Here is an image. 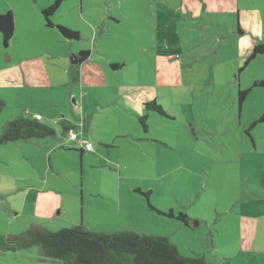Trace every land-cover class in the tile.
Wrapping results in <instances>:
<instances>
[{
	"label": "rangeland",
	"instance_id": "1",
	"mask_svg": "<svg viewBox=\"0 0 264 264\" xmlns=\"http://www.w3.org/2000/svg\"><path fill=\"white\" fill-rule=\"evenodd\" d=\"M21 1L0 0V10ZM115 1L119 5L112 8L127 16L121 23L107 16ZM224 1L222 10L213 6V18L209 13L195 20L181 10L183 0H83L89 22L77 15L75 0L67 16L59 18L88 35L74 41L90 50L88 78L95 81L93 87L87 79L75 92L80 108L70 97L71 84L55 89L25 85L18 63L27 55L11 43L5 47L0 34V73L5 72L0 75L5 102L0 132L7 121L37 113L56 130L54 137L0 144V235H21L33 224L51 231L83 224L96 232L165 236L181 254L204 256L208 263L264 264V123L258 122L264 113V54L247 63L253 47L264 43V0ZM131 3L135 16L128 10ZM238 25L245 29L243 46L252 44L247 56ZM61 47L51 59L60 71L65 59L75 65ZM161 55L175 63L169 68L179 67V84L150 85L156 84L155 62ZM111 57L126 65L105 77L110 89L149 86L167 113L147 110V131L141 115L126 109L120 97H115L118 103L109 101L114 96L94 76L96 64ZM244 89L249 93L241 106L238 95ZM64 115L78 140L64 131ZM115 129L130 134L117 136ZM82 141L94 148L81 154ZM137 188L151 192L154 209ZM170 209L187 213L189 225L167 215ZM258 217L262 227L256 233L242 230L243 219ZM0 264L62 263L32 245L0 249Z\"/></svg>",
	"mask_w": 264,
	"mask_h": 264
},
{
	"label": "trees",
	"instance_id": "2",
	"mask_svg": "<svg viewBox=\"0 0 264 264\" xmlns=\"http://www.w3.org/2000/svg\"><path fill=\"white\" fill-rule=\"evenodd\" d=\"M65 1L55 0L53 4L44 8L42 10L43 18L47 26H56L63 37L78 41L81 39V34L77 30L57 25L53 21L54 14ZM14 32L15 21L12 11L0 13V33L5 47L9 46ZM239 32H241L240 28ZM90 54V50H82L75 58L81 64L88 60ZM259 54H264V43L256 44L253 47L247 63ZM113 66H116V64H113ZM261 83L264 84V80H261ZM248 93L249 89L239 91L240 104L244 102ZM4 106L5 102L0 96V114ZM144 106L147 110H154L163 115L167 114L162 105L155 99L145 102ZM37 116L33 118L22 114L7 121L0 132V144L32 138L54 137L56 130L41 122L42 117L40 115L39 119ZM139 118L144 127L143 129L147 131V115H141ZM258 122L264 123V113L259 117ZM63 126L65 132L74 131L72 126L69 127L65 124ZM85 142L88 141H82L84 147L81 145V154L88 150ZM136 191L141 193L149 206L154 209L150 200L151 192L142 191L140 188H137ZM167 215L178 218L187 225H189L191 220L187 213L182 211L175 212L174 209H170ZM32 245L39 246L43 255L56 259L62 264H213L208 263L204 256H185L181 254L177 246L165 236L140 234L134 231L96 232L87 229L83 224L56 231L33 224L21 235H0V249L2 250H18Z\"/></svg>",
	"mask_w": 264,
	"mask_h": 264
},
{
	"label": "crops",
	"instance_id": "3",
	"mask_svg": "<svg viewBox=\"0 0 264 264\" xmlns=\"http://www.w3.org/2000/svg\"><path fill=\"white\" fill-rule=\"evenodd\" d=\"M54 1L55 0H22L21 1L22 5L20 6L12 5L13 7L12 9H10V7L7 5L5 9L0 10V13H6L7 11H12L15 21V32L10 43L19 50L18 53L20 55L23 52L27 55L25 58L21 59L18 63V70L20 74H22V76L21 75L20 76L23 83L34 89H55L62 87L64 84H71L72 90L70 93V97H73V101L75 103L77 99L76 93L78 91V88L84 89L83 84L87 81V79H88V84L94 87L95 81H92L90 78H88L89 76L88 72H90L89 70L90 68L88 66L89 64L88 60L81 64L78 62L77 63L72 62V64L75 65L71 66L69 64L66 65L65 62L66 59H65L63 60V66H65V68L63 69V66L61 67L62 72L60 71V68L57 65V63H51V59L55 58L59 54L58 47L62 46L61 48L65 56H68V59L69 56L71 57L74 55L76 57L81 50H84L83 48L77 46V44L74 42L76 40H69L63 37V35L60 33L59 29L56 26L46 25L45 20L43 18L42 10L48 7L49 5L53 4ZM76 1H77V15L83 18L84 21L88 20L89 22H92V20L88 19L84 15L83 0H76ZM106 1H110V0H106ZM183 1L185 3L181 5L182 6L181 10L183 11L184 14L195 18V20L204 18L206 17L205 14L209 15V13L212 15L211 17L213 18L215 16L213 13L216 11V9L213 6L219 4V10H222L223 9L222 4L224 3L227 4V2L224 0H183ZM73 2H75V0H66L61 4L60 8L53 16V21L55 24L69 27L68 25L60 21L59 17L65 15L67 16L68 10L74 8ZM109 4H110L109 5L110 8L107 13L108 18L110 20H113L115 23H121L122 18L124 16L126 18L127 16L125 15V13L119 11L121 10L120 8L115 10L112 8L114 6H118L119 1L117 2L115 1L114 3L110 2ZM184 6H186V8ZM128 10L131 11L132 16L136 15V12L133 8V3L130 4ZM222 12H226V10H223ZM221 14H228V13H220L219 15ZM238 15H241V12H239ZM65 18L67 23L71 24L68 17ZM106 25L108 26V24ZM242 27L238 25V29H237L238 37L240 39L239 43L241 47L244 45L242 41L243 38L240 37V35L242 34L241 32L244 29ZM239 28L241 32H239ZM75 30L78 29L76 28ZM105 31L106 30L100 31V34L105 33ZM111 33L112 32H109V34ZM82 37L88 38V35H86L83 32L81 34V38ZM42 41L48 42L50 46L46 44L41 45L40 43H42ZM96 47L97 46L95 45V48ZM243 47H244L243 55L247 56L248 52L251 50L252 44L247 46L245 43V46ZM103 49L104 48L102 47L100 51H98L99 49L96 50L97 52H102ZM105 54L111 56L108 53ZM75 57L73 58V61L77 60V58ZM110 59H111L110 61L108 59L107 62H104L101 65L96 64V67L98 68V70H101L102 73L101 75H96V72L98 71L97 70L95 71L94 74V76L100 79L101 82L100 86L106 85L105 86L106 89H109L112 96H114L111 99H109V101L113 103H118L120 100L115 97H120L123 102L122 104L123 106L126 107V109L130 108L132 109L130 111L134 113L136 112L138 115H144V114L147 115L148 113H146L147 109H145L144 103L153 99H155L158 102L157 93L151 94L148 90L149 86L142 84L121 86L120 91L111 90L110 87L108 86V80H107L108 78L105 79V77H107V75L112 76L117 71L125 70L126 63L124 65H121L122 64L121 61H118L117 59H114L112 57ZM170 60L171 59L167 57V55L158 56V59L155 62L157 79H155L156 81L155 85L150 84L153 85L152 87L154 86L162 87L165 85L180 83L178 78L179 67L178 66L173 67L174 69L169 68L171 67V65L175 64ZM46 61H48L50 65H44V62ZM113 64H116V66H113ZM19 66L23 68V72L20 71ZM172 71L174 72V74H172ZM4 73L5 72L2 71L0 75ZM261 80H264V77H262ZM165 81L168 82L165 83ZM239 81H240V76H239ZM83 98L86 99V95H83ZM76 106L80 108V106L75 103V107ZM36 115H40V114L37 113ZM62 117L64 119L61 122L67 120L65 121L66 123L65 125H68L69 127L72 126L68 122L69 119L68 115H64ZM41 120H43V117ZM115 131H117V133H115V135L117 136H127L130 134V133H126V131L121 132L123 130L120 129H115ZM103 143L106 144L105 142ZM40 197H42L40 199H42L43 201H44L43 198H51L46 196H40ZM52 204H55L57 207V201L55 198L52 199ZM56 207L54 209H56ZM54 209H51L52 212L54 211ZM241 225L243 226L242 230L247 233L250 232V234L252 232L256 233L259 227L260 228L262 227V223L259 217L256 220L250 218L246 220L243 219L241 221Z\"/></svg>",
	"mask_w": 264,
	"mask_h": 264
},
{
	"label": "built area",
	"instance_id": "4",
	"mask_svg": "<svg viewBox=\"0 0 264 264\" xmlns=\"http://www.w3.org/2000/svg\"><path fill=\"white\" fill-rule=\"evenodd\" d=\"M37 118L39 119L40 116L38 115ZM70 138H71L72 140H76V139H78V133L72 131V133H71V135H70ZM85 146H86V148H87L88 150H91L92 147H93L91 142H85Z\"/></svg>",
	"mask_w": 264,
	"mask_h": 264
},
{
	"label": "water",
	"instance_id": "5",
	"mask_svg": "<svg viewBox=\"0 0 264 264\" xmlns=\"http://www.w3.org/2000/svg\"><path fill=\"white\" fill-rule=\"evenodd\" d=\"M74 57H75V56L73 55V56H72V58H74ZM73 62L77 63V62H78V60H74Z\"/></svg>",
	"mask_w": 264,
	"mask_h": 264
}]
</instances>
